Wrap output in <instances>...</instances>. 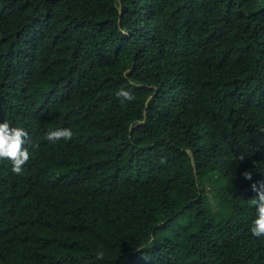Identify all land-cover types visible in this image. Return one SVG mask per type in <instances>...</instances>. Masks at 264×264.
Returning a JSON list of instances; mask_svg holds the SVG:
<instances>
[{
  "label": "trees",
  "instance_id": "1",
  "mask_svg": "<svg viewBox=\"0 0 264 264\" xmlns=\"http://www.w3.org/2000/svg\"><path fill=\"white\" fill-rule=\"evenodd\" d=\"M5 121L0 264H264V0H0Z\"/></svg>",
  "mask_w": 264,
  "mask_h": 264
},
{
  "label": "clouds",
  "instance_id": "2",
  "mask_svg": "<svg viewBox=\"0 0 264 264\" xmlns=\"http://www.w3.org/2000/svg\"><path fill=\"white\" fill-rule=\"evenodd\" d=\"M121 104L132 102L134 95L125 89H120L116 93ZM74 137L71 128H58L46 134V139L51 144H56L61 140L69 141ZM28 142V132L21 127H11L8 122L0 123V161L6 160L11 163L13 174H23V166L29 161L30 153L26 147ZM37 145H33L36 148ZM240 160L244 156L239 157ZM245 179L251 180L252 174L249 171L242 173ZM255 196L250 199V205L256 210V218L251 221L250 233L253 237H264V182H256L251 185ZM97 259H103V252L97 253Z\"/></svg>",
  "mask_w": 264,
  "mask_h": 264
},
{
  "label": "water",
  "instance_id": "3",
  "mask_svg": "<svg viewBox=\"0 0 264 264\" xmlns=\"http://www.w3.org/2000/svg\"><path fill=\"white\" fill-rule=\"evenodd\" d=\"M189 156H190V157L192 156L190 152H189Z\"/></svg>",
  "mask_w": 264,
  "mask_h": 264
}]
</instances>
